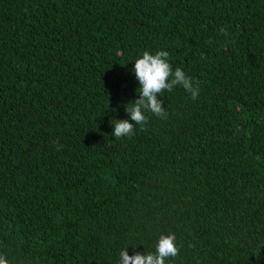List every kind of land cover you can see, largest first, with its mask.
<instances>
[{
    "label": "trees",
    "instance_id": "obj_1",
    "mask_svg": "<svg viewBox=\"0 0 264 264\" xmlns=\"http://www.w3.org/2000/svg\"><path fill=\"white\" fill-rule=\"evenodd\" d=\"M146 50L199 96L115 138ZM173 232L171 264H264V0H0V253L117 264Z\"/></svg>",
    "mask_w": 264,
    "mask_h": 264
},
{
    "label": "clouds",
    "instance_id": "obj_2",
    "mask_svg": "<svg viewBox=\"0 0 264 264\" xmlns=\"http://www.w3.org/2000/svg\"><path fill=\"white\" fill-rule=\"evenodd\" d=\"M132 73L138 81L136 98L128 102H120L113 112H117L123 106L127 114L125 119L115 118V123L110 119L113 127L111 135L115 138L131 137L135 134L137 126H143L148 122L147 113H152L158 118L165 119L168 116L165 107V92H171L175 87H182L185 92L190 93L191 98L196 100L199 96V87L195 84L193 77L180 67H173L169 60V52L159 50L156 52L144 51L134 61L131 68ZM132 254L129 253V247ZM155 251L146 252L137 250V246L129 245L120 250L117 264H171L170 258L179 254L180 246L177 236L173 233L160 234L154 242ZM0 264H10L9 258L0 253Z\"/></svg>",
    "mask_w": 264,
    "mask_h": 264
}]
</instances>
